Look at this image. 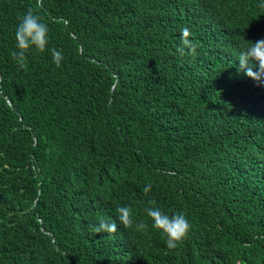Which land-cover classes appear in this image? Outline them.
Returning <instances> with one entry per match:
<instances>
[{"label":"trees","instance_id":"trees-1","mask_svg":"<svg viewBox=\"0 0 264 264\" xmlns=\"http://www.w3.org/2000/svg\"><path fill=\"white\" fill-rule=\"evenodd\" d=\"M263 1L174 13L165 0L160 15L143 0H0V264H264V91L238 76L226 35ZM29 8L48 44L21 69L11 53ZM184 27L195 56L176 52ZM150 200L188 219L176 249ZM118 205L148 229L94 234Z\"/></svg>","mask_w":264,"mask_h":264},{"label":"clouds","instance_id":"clouds-1","mask_svg":"<svg viewBox=\"0 0 264 264\" xmlns=\"http://www.w3.org/2000/svg\"><path fill=\"white\" fill-rule=\"evenodd\" d=\"M171 12L177 13L181 6L190 5L192 0H167ZM148 11L162 14L165 9V0H143ZM261 2V1H259ZM38 7L42 6V0H36ZM260 9H255L251 14L244 18L229 17L226 23L230 29L226 31L227 39L234 46L235 53L231 61L234 62L233 68L240 78L248 81L250 84L260 87L264 91V1L259 5ZM191 32L189 28L184 27L180 33V46L176 52L180 57L195 56L196 48L190 39ZM217 36V35H214ZM15 41L17 51L11 53L13 59L19 68H26V53L30 48H35L43 53L48 44V26L42 22V17L32 8H29L26 14L19 17V22L15 30ZM209 49L214 53L222 51V45L219 42L211 41ZM53 62L60 67L63 59L62 50L51 49ZM258 65L257 70H253ZM247 76V77H246ZM151 190V184L144 187V192ZM154 201H148L143 211L152 221V227L159 230L165 237V244L168 249H176L186 239L190 232L191 225L182 212H176L168 215L157 207H153ZM116 219H106L101 216L98 222L92 226L91 231L94 234L105 233L114 234L117 231L119 221L126 229H132L137 232H144L148 229V224L144 221L135 222L133 210L129 206H117L115 209ZM8 222V217L0 219V228H3ZM134 252L128 249L122 251V258L128 262L129 257Z\"/></svg>","mask_w":264,"mask_h":264}]
</instances>
